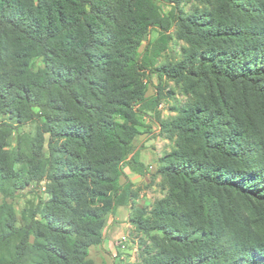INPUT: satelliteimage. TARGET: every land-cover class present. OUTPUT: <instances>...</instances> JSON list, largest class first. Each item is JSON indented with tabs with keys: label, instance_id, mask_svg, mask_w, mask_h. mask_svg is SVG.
<instances>
[{
	"label": "trees",
	"instance_id": "1",
	"mask_svg": "<svg viewBox=\"0 0 264 264\" xmlns=\"http://www.w3.org/2000/svg\"><path fill=\"white\" fill-rule=\"evenodd\" d=\"M216 2L181 18L206 50L198 101L177 125L190 152L169 167L183 195L170 217L188 231L162 225L161 264H264V134L237 101L239 87L264 97V3ZM153 19L147 0H0V117L36 124L12 149L0 130V264H89L122 202L120 165L145 91L137 50ZM41 179L49 198L16 225L5 196ZM206 189L249 211L215 206Z\"/></svg>",
	"mask_w": 264,
	"mask_h": 264
},
{
	"label": "rangeland",
	"instance_id": "2",
	"mask_svg": "<svg viewBox=\"0 0 264 264\" xmlns=\"http://www.w3.org/2000/svg\"><path fill=\"white\" fill-rule=\"evenodd\" d=\"M146 1V0H145ZM153 9L152 25L141 38L138 48L140 73L144 83V97L136 105L137 132L131 148L120 165L122 176L116 203L104 216L101 242L91 245L89 264H161V256L168 250L162 225L184 224L170 217L182 201L172 168L175 154H189V139L177 127L188 118V110L198 101L200 77L197 72L201 52L206 45L194 35L181 18H191L206 11H216V0H147ZM215 1V2H214ZM264 3V0H261ZM40 65V60H37ZM258 113L257 131L264 134V97L239 87L237 101ZM35 123L17 124L0 117V130L7 131L6 145L12 149L19 135L32 137ZM47 148L42 150V156ZM169 169L165 170V169ZM46 180H32L24 187L5 196L15 213L16 225L40 210L49 198ZM4 196L0 195V202ZM203 197L213 199L215 206H241L249 211L246 201L233 195L228 200L220 191L206 189ZM223 207V208H224ZM225 209H227L225 207ZM39 219V215L36 214ZM255 216L251 220L256 221Z\"/></svg>",
	"mask_w": 264,
	"mask_h": 264
}]
</instances>
